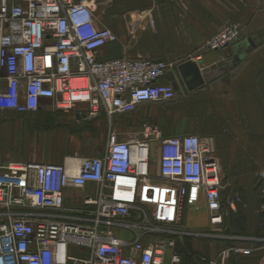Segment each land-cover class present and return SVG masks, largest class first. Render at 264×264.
<instances>
[{"label": "built area", "instance_id": "obj_1", "mask_svg": "<svg viewBox=\"0 0 264 264\" xmlns=\"http://www.w3.org/2000/svg\"><path fill=\"white\" fill-rule=\"evenodd\" d=\"M95 12L94 0H0V109L32 112L47 100L63 111L85 104L86 119L100 109L110 118L174 97L166 60L98 57L117 37L96 25ZM238 38L239 26L226 23L206 47L222 50ZM118 135L109 126L103 153L74 169L0 164V264H183L186 239L213 236L188 229L183 218L203 201L216 225L224 202L233 208L214 142L193 133L166 136L150 123L126 139ZM258 179L264 197V170ZM88 183L95 193L77 205L65 202L67 190ZM230 253L249 249L232 245L208 264Z\"/></svg>", "mask_w": 264, "mask_h": 264}, {"label": "crops", "instance_id": "obj_2", "mask_svg": "<svg viewBox=\"0 0 264 264\" xmlns=\"http://www.w3.org/2000/svg\"><path fill=\"white\" fill-rule=\"evenodd\" d=\"M94 1L96 25L117 37L98 51L100 59H164L176 79L177 65L200 59V66H211L207 78L191 91L178 84L169 101L140 103L132 112L110 118L100 109L86 119L85 104L63 111L47 100L32 112L0 109V164L57 163L74 169L83 157L103 153L109 126L122 140L144 123L158 125L166 136L208 137L216 147L223 196L233 200V208L224 202L216 225L209 223L203 201L186 209L183 225L213 236L186 239L185 249L180 248L183 264H208L235 244L249 253H230L222 264H263L264 197L258 177L264 170V0ZM226 23L239 26V38L225 49L208 50L205 41ZM95 187L88 183L69 189L65 202L77 205Z\"/></svg>", "mask_w": 264, "mask_h": 264}, {"label": "water", "instance_id": "obj_3", "mask_svg": "<svg viewBox=\"0 0 264 264\" xmlns=\"http://www.w3.org/2000/svg\"><path fill=\"white\" fill-rule=\"evenodd\" d=\"M200 62L194 60H187L176 66L178 79L175 78L173 72H168V79L174 89L178 88V84L183 85L186 91H191L205 81L207 78L209 66H200ZM220 63H217L219 65Z\"/></svg>", "mask_w": 264, "mask_h": 264}, {"label": "rangeland", "instance_id": "obj_4", "mask_svg": "<svg viewBox=\"0 0 264 264\" xmlns=\"http://www.w3.org/2000/svg\"><path fill=\"white\" fill-rule=\"evenodd\" d=\"M214 33H215V32H214ZM214 33H213V34H214ZM213 34H212V35H213ZM239 35H240V31H239ZM207 40H208V39H207ZM207 40H206V41H207ZM206 41H205V43H206ZM229 45H230V44H229ZM178 95H179V98H180L181 100H183V101L186 100V96H185V95L180 94V93H178ZM222 178H223V177H222ZM222 181H223V180H222ZM224 186H225V184H223V189H225ZM225 192H226V191H225ZM225 192H224V190H223V193H224V194H225ZM68 200H69V199H68ZM69 202H71V201L69 200ZM75 203H80V201H79V200H76Z\"/></svg>", "mask_w": 264, "mask_h": 264}]
</instances>
